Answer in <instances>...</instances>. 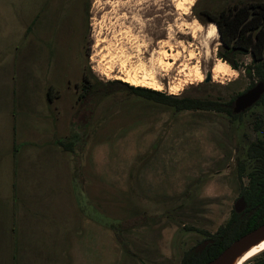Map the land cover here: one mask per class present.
Returning a JSON list of instances; mask_svg holds the SVG:
<instances>
[{
	"label": "rangeland",
	"instance_id": "rangeland-1",
	"mask_svg": "<svg viewBox=\"0 0 264 264\" xmlns=\"http://www.w3.org/2000/svg\"><path fill=\"white\" fill-rule=\"evenodd\" d=\"M189 1L0 0V264H180L229 218L236 158L264 107L233 120L113 82L224 100L247 90L249 54L212 76L224 47L205 16L264 0Z\"/></svg>",
	"mask_w": 264,
	"mask_h": 264
},
{
	"label": "trees",
	"instance_id": "trees-1",
	"mask_svg": "<svg viewBox=\"0 0 264 264\" xmlns=\"http://www.w3.org/2000/svg\"><path fill=\"white\" fill-rule=\"evenodd\" d=\"M215 21L220 32L224 52L218 57L233 69L240 68L237 56L249 54L251 62L243 70L251 82L247 89L257 82L264 83V1L252 2L234 10H222ZM254 79H257L254 82ZM130 93L165 104L176 110H214L228 114L233 120L253 106L264 107V92L251 107L235 113L236 96L229 99L196 98L182 95H167L150 88L132 86L119 80L113 81ZM206 82V81H205ZM204 82V83H205ZM255 139L248 141L243 152L236 158V176L239 181V198L245 207L237 212L231 209L229 218L213 232L202 231L204 237L186 250L180 264H207L217 257L232 241L264 223V114H257L252 120ZM251 261V262H250ZM247 264H264V250Z\"/></svg>",
	"mask_w": 264,
	"mask_h": 264
},
{
	"label": "bare ground",
	"instance_id": "bare-ground-1",
	"mask_svg": "<svg viewBox=\"0 0 264 264\" xmlns=\"http://www.w3.org/2000/svg\"><path fill=\"white\" fill-rule=\"evenodd\" d=\"M189 3L191 4L192 0H190ZM181 5H182L181 3L178 4L180 8H181ZM214 31H215V27L212 24L207 28V35L212 36L214 34ZM226 67H229V65L226 62L220 59L216 60V62L214 63L212 67V76L215 78L218 76L225 75ZM194 71H197L199 73L198 80L201 81L203 79V74L200 71L199 67H196ZM120 78L133 85L147 86V87H151L157 90L161 89V84L158 83L157 81L158 79L156 80L155 76L151 74V72H148V73L144 72L143 75H138L135 72H130V73H126L124 77H120ZM263 250H264V236H261L253 241H250L243 247H241L234 254H232L229 258H227L222 264H244L247 260L258 255Z\"/></svg>",
	"mask_w": 264,
	"mask_h": 264
},
{
	"label": "water",
	"instance_id": "water-1",
	"mask_svg": "<svg viewBox=\"0 0 264 264\" xmlns=\"http://www.w3.org/2000/svg\"><path fill=\"white\" fill-rule=\"evenodd\" d=\"M210 79L211 73L207 72L204 80L209 81ZM263 92L264 83L262 81H259L254 86L236 96L233 111L235 113H238L251 107L260 98ZM244 207V199L242 197L238 198L234 204L235 211L240 212L244 209ZM261 236H264V223L232 241L217 257H215L207 264H222L227 258H229L241 247Z\"/></svg>",
	"mask_w": 264,
	"mask_h": 264
},
{
	"label": "flooded vegetation",
	"instance_id": "flooded-vegetation-1",
	"mask_svg": "<svg viewBox=\"0 0 264 264\" xmlns=\"http://www.w3.org/2000/svg\"><path fill=\"white\" fill-rule=\"evenodd\" d=\"M205 18L207 19V21H209V19L214 18V16L211 14H206Z\"/></svg>",
	"mask_w": 264,
	"mask_h": 264
},
{
	"label": "crops",
	"instance_id": "crops-1",
	"mask_svg": "<svg viewBox=\"0 0 264 264\" xmlns=\"http://www.w3.org/2000/svg\"><path fill=\"white\" fill-rule=\"evenodd\" d=\"M22 238H19V241L21 240ZM19 249V251H18V255H19V253H20V248H18ZM19 260V257H18V259H17V261ZM17 263H19L20 264V262L18 261Z\"/></svg>",
	"mask_w": 264,
	"mask_h": 264
}]
</instances>
